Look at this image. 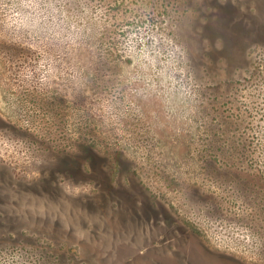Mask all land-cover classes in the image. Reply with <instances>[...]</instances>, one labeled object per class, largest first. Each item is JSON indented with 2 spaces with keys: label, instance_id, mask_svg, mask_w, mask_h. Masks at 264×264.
Returning <instances> with one entry per match:
<instances>
[{
  "label": "rangeland",
  "instance_id": "1",
  "mask_svg": "<svg viewBox=\"0 0 264 264\" xmlns=\"http://www.w3.org/2000/svg\"><path fill=\"white\" fill-rule=\"evenodd\" d=\"M0 264H264V0H0Z\"/></svg>",
  "mask_w": 264,
  "mask_h": 264
}]
</instances>
